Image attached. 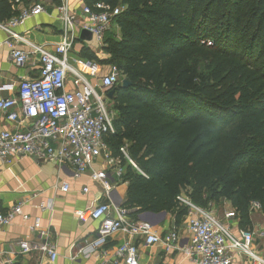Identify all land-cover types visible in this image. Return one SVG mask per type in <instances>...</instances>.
Masks as SVG:
<instances>
[{
  "label": "trees",
  "instance_id": "trees-1",
  "mask_svg": "<svg viewBox=\"0 0 264 264\" xmlns=\"http://www.w3.org/2000/svg\"><path fill=\"white\" fill-rule=\"evenodd\" d=\"M14 2L0 0V22L16 15ZM82 2L122 8L118 36L103 41L107 59L79 53L129 83L113 88L114 133L104 139L124 170L121 208L130 218L166 213L178 226L188 213L180 199L206 210L225 202L250 229L251 203L264 217V0ZM125 145L136 169L119 153Z\"/></svg>",
  "mask_w": 264,
  "mask_h": 264
},
{
  "label": "built area",
  "instance_id": "built-area-1",
  "mask_svg": "<svg viewBox=\"0 0 264 264\" xmlns=\"http://www.w3.org/2000/svg\"><path fill=\"white\" fill-rule=\"evenodd\" d=\"M33 0L23 5L15 0L16 15L0 23V31L6 34L4 45L15 67L22 69L28 60L36 56L40 71L35 79H21L16 97L0 99V113L16 124L20 130L0 132V162L9 165L12 160L31 158L36 161H55L68 166L74 180L91 171L89 179L102 186L104 195L109 196L120 184L123 175L121 158L112 157L104 139L114 133L116 117L106 97V92L121 83L120 73L110 66L105 76H100V66L93 61L82 60L71 55L74 43L82 31L91 35L92 43L103 47L105 36L115 25L121 7L112 8L98 3L93 7L81 4L78 12L70 9L71 0ZM82 1V0H78ZM48 7L56 12L60 24V40L53 51L30 43L23 35L14 31L25 21L38 15H47ZM69 88V90H67ZM17 107L18 112H12ZM121 156L136 169L126 153V145L119 149ZM102 159L104 167L94 171L95 161ZM61 192L69 190L68 183L56 186ZM83 193L88 189L83 188ZM187 209V240L181 244L177 231L170 230L164 236L157 235L151 225L139 220H130L128 212L110 202L100 203L85 210H77L74 216L81 222L98 221L96 239L88 247L79 249V254L88 257L115 233H123L129 240L118 245L111 264H140L137 247L131 239H140L146 246L161 245L163 252H180L178 264H232L236 258H244L248 264H264L255 247V234L241 231L235 233L231 224L235 222L234 211L225 213L218 220L211 210L202 209L186 199H180ZM19 202L11 209L0 213V228L10 226L16 217L28 223L30 218L22 211ZM49 209L41 203L40 210ZM260 205L253 202L251 212H260ZM233 221L229 224V222ZM37 233L39 240L19 241L22 254H40L51 263L57 258L53 246L41 241L46 233L41 228L40 218H34L28 227ZM74 263V258L71 257Z\"/></svg>",
  "mask_w": 264,
  "mask_h": 264
},
{
  "label": "crops",
  "instance_id": "crops-1",
  "mask_svg": "<svg viewBox=\"0 0 264 264\" xmlns=\"http://www.w3.org/2000/svg\"><path fill=\"white\" fill-rule=\"evenodd\" d=\"M50 3L55 6L57 1L51 0ZM81 4L82 1L71 0L70 9L78 12ZM59 28L60 24L55 10L48 7L47 15L42 14L30 18L14 31L23 35L30 43L52 52L53 46L60 40ZM113 28L115 30L113 34L118 36V28L116 26ZM5 38L6 34L0 31V99L16 97L20 80L35 79L40 71V63L36 56L31 57L22 69L15 67L9 57V50L4 45ZM76 43L80 45L77 52L75 51ZM83 48L95 54L101 61L107 59V56L92 43V40L80 42L78 39L74 43L71 55L79 57ZM99 66L100 76L107 75L110 66L108 64ZM11 111L18 112V108L14 107ZM22 127L23 124L10 122L4 114L0 113V132L20 130ZM103 167L102 159H98L92 169L96 171ZM90 173L91 171H88L81 178L74 180L71 176V169L68 166L58 165L55 161L42 162L22 158L12 160L9 165L0 162V213L23 202L22 211L30 218L29 222L25 223L20 217H16L10 226L0 228V264H111L116 247L128 241L129 237L120 232L115 233L103 245L96 247L88 257H83L78 251L95 241L99 222L92 220L81 222L74 216V212L100 203L110 202L121 206L127 184L120 182L108 199L104 195L102 186L89 179ZM60 183H68L69 190L64 193L56 189L55 187L60 186ZM83 188H87L88 192L83 193ZM41 203L48 205L49 209L40 210ZM222 204L228 206L224 214L231 211L228 203L223 202ZM37 217L40 218L41 228L46 233L41 241L49 243L57 253V258L52 263L38 253L22 254L18 246L21 240L28 242L39 240L38 234L28 229L33 219ZM129 219L148 223L160 237L174 229L181 239V244L188 238L185 218L178 226L166 213H142L133 218L129 217ZM223 221L226 222L224 218ZM250 221V229H239L236 221L231 226L235 233L253 232L256 235L255 247L260 249L262 246L259 253L264 258V217L260 212H251ZM130 242L137 247L140 264H178L182 261L180 252L166 254L159 244L146 246L140 239H131ZM71 257L75 259L74 263L71 262ZM232 264L248 263L244 258H236Z\"/></svg>",
  "mask_w": 264,
  "mask_h": 264
},
{
  "label": "rangeland",
  "instance_id": "rangeland-1",
  "mask_svg": "<svg viewBox=\"0 0 264 264\" xmlns=\"http://www.w3.org/2000/svg\"><path fill=\"white\" fill-rule=\"evenodd\" d=\"M113 31V32H112ZM112 33H115V30H114V28L112 29ZM80 49V45H79V43H76L75 44V51L76 50H79ZM77 52V51H76ZM202 65H205V63L204 62H201V66ZM200 66V67H201ZM228 209V206L227 205H223V204H221V205H214V206H212L211 207V212H213L214 214H215V216H216V218L218 219V220H223V216H224V212L226 211ZM258 244V243H257ZM255 245H256V243H255ZM257 247V246H256ZM258 249V248H257ZM258 250H262V246H260V249H258ZM264 254V253H263Z\"/></svg>",
  "mask_w": 264,
  "mask_h": 264
},
{
  "label": "water",
  "instance_id": "water-1",
  "mask_svg": "<svg viewBox=\"0 0 264 264\" xmlns=\"http://www.w3.org/2000/svg\"><path fill=\"white\" fill-rule=\"evenodd\" d=\"M79 41L80 42H83V41H91V35L86 32V31H82L81 34H80V38H79ZM129 86V83L127 81H122L121 82V87L122 88H126ZM114 94V89H111L107 94H106V97L108 100H111L112 96Z\"/></svg>",
  "mask_w": 264,
  "mask_h": 264
}]
</instances>
